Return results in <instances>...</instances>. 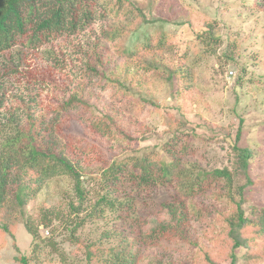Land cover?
<instances>
[{
  "label": "rangeland",
  "instance_id": "1",
  "mask_svg": "<svg viewBox=\"0 0 264 264\" xmlns=\"http://www.w3.org/2000/svg\"><path fill=\"white\" fill-rule=\"evenodd\" d=\"M140 1L148 5V0ZM108 3L112 5L113 1L100 2L102 6ZM253 5L252 1L245 0H154L149 23L141 22L129 11L119 18L112 13L107 20L95 23L96 36H101L104 26L123 29L120 39L109 43L113 54L122 48L132 49L144 36L164 35L167 40L163 62L169 66L176 60L182 41L192 29L185 22L199 26L193 29L195 31H200V26L204 25L207 33L203 34L202 42H187V53L181 64L192 81L188 88L181 90L176 101L162 73H147L136 69L132 63L125 75L121 67H116L117 77L127 78L129 85L125 87L129 92L125 99L117 102L120 96L112 91L103 96L113 99L121 111L122 126L126 132L137 136L136 141L130 143L101 131L98 137H103L99 144L74 124L68 132L76 136L77 143L86 146L82 152L78 146L72 150L79 160L77 167L84 188L78 216L84 220L83 224L70 235L75 223L69 210V204L74 202L72 180L66 176L49 179L28 203L27 210L43 238H50L53 245L40 244L32 250V238L23 221L8 207L0 213V219L8 224L12 237L6 232L0 234V264H20L15 260L19 256H25L28 264H86L84 245L93 243L106 250L122 247L123 239L133 251L132 264H206L204 252L214 253L213 250L218 251L224 244L225 230L220 221L225 218L223 215L232 212L221 185L185 202L188 214L185 231L198 243L197 247L175 236L147 244L137 237L144 224L161 215L163 203L179 200L181 195L174 187L155 185L140 189L123 180L107 183L102 175L114 153L124 149L147 150L160 158L165 151L162 145L170 140L173 129L177 143L170 141V144L181 148L177 156L187 168L206 171L227 168L231 172H235L237 166L234 136L240 129L237 146L248 147L253 152L249 170L253 184L245 189L243 209L248 212L251 207L264 206V11H256ZM58 41L53 47L56 57L66 60L61 61L62 67H54L50 58L43 56V51L28 55L26 70L39 72L38 79L43 76V81L31 83L43 99L49 92L48 85L52 87L48 80L57 86L75 83L81 68L82 58L77 59L74 54L75 43ZM86 42L81 39V48ZM126 66L128 64H124ZM229 72H233L232 77ZM27 79L24 75L12 79L6 87L8 94L16 96L22 92ZM93 144L99 149L91 150ZM234 180L236 185L244 182L242 178L234 177ZM107 193L111 199L130 203L116 210L105 204L97 206L100 197ZM41 210L57 213L59 219L43 227ZM247 252L243 248L236 251V264H264V246L256 247L252 257L256 260L244 258L245 254H253ZM99 257H104V253ZM215 257L218 264L229 263L219 253Z\"/></svg>",
  "mask_w": 264,
  "mask_h": 264
},
{
  "label": "trees",
  "instance_id": "2",
  "mask_svg": "<svg viewBox=\"0 0 264 264\" xmlns=\"http://www.w3.org/2000/svg\"><path fill=\"white\" fill-rule=\"evenodd\" d=\"M112 1V5L108 3L102 6L101 0H0V213L8 207L15 210L32 238V250L40 244L53 245L50 238H43L27 210L28 203L47 180L57 176L72 180L74 202L69 204V210L74 215L75 223L70 235L84 222L78 217L84 197L82 175L77 167V154L72 150L78 146L82 152L86 146L77 143L76 136L68 130L75 124L99 144L103 137H98L101 131L104 135L119 136L130 143L137 139L135 134L126 132L122 126L123 117L113 99L108 100L103 96L105 92L112 91L120 96L117 102L125 99L129 92L125 87L129 85L126 84L127 78L117 77L116 67H121L125 75L132 63L136 69H144L147 73H162L171 88L173 101L179 99L181 90L186 86L188 88L192 81L181 62L187 53L189 40L202 42L203 34L207 33L205 26L195 31L193 29L199 26L185 22L192 29L182 41L183 45L171 66L163 62L167 40L164 35L157 38L144 36L142 42H137L132 49L122 48L113 54L109 43L117 42L123 29L104 26L101 36H96L93 29L95 23L107 20L112 13L119 18L127 11L141 22L149 23L154 0H148L146 6L140 0ZM245 1H252L256 11H264V0ZM81 39L87 41L83 48L80 46ZM58 40L75 43L74 54L77 59L82 58L81 68L75 83H60L57 86L48 80L52 87L48 85L49 92L43 99L31 85L35 81H43V76L38 79L39 72L26 70L25 67L29 66L28 55L43 51V56H48L54 67H62L61 61L66 60L56 57L57 51L53 47ZM124 64L128 66L125 68ZM23 75L28 77L26 87L16 96H10L7 84ZM143 102L155 106L150 101ZM170 136V140L162 145L165 151L160 158L147 150L124 149L114 153L112 160L102 170L107 183L123 180L140 189L155 185L174 187L181 195L179 200L163 203L161 215L144 224L137 237L152 244L175 236L197 247L198 243L185 231L188 224L185 202L221 185L232 212L223 215L225 218L220 221L225 230L224 244L219 246L218 251L213 250L214 253L206 250L204 261L206 264H218L215 254L219 253L223 260L229 261L228 264H236V251L241 248L253 253L251 256L243 255L244 258L256 260L252 258L256 247L264 246V206L251 207L248 212L243 209L245 189L253 184L249 175L253 152L248 147L237 146L240 129L234 136L235 172L227 168L212 171L187 168L181 157L177 156L181 148H177L175 143L170 144V141L176 142L177 139L174 129ZM91 147V150L98 148L94 144ZM234 177L236 180L242 178L244 182L236 185ZM107 195L100 197L97 206L105 204L107 208L116 210L124 203H130L129 200L122 202ZM58 219L57 213L41 210L40 222L43 227L50 226ZM7 225L0 219V234L6 232L12 237ZM122 241V247L106 250L93 243L84 245L86 264H132L133 251L126 239ZM100 253H104V257L100 258ZM15 260L28 264L25 256L16 257Z\"/></svg>",
  "mask_w": 264,
  "mask_h": 264
},
{
  "label": "built area",
  "instance_id": "3",
  "mask_svg": "<svg viewBox=\"0 0 264 264\" xmlns=\"http://www.w3.org/2000/svg\"><path fill=\"white\" fill-rule=\"evenodd\" d=\"M228 75H229V77H232L233 72H229Z\"/></svg>",
  "mask_w": 264,
  "mask_h": 264
}]
</instances>
